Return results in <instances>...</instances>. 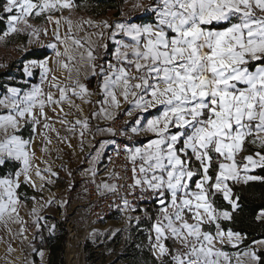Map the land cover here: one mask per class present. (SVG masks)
Instances as JSON below:
<instances>
[{"label":"snow or ice","instance_id":"obj_1","mask_svg":"<svg viewBox=\"0 0 264 264\" xmlns=\"http://www.w3.org/2000/svg\"><path fill=\"white\" fill-rule=\"evenodd\" d=\"M79 7L76 0L0 2V22L7 21L0 41L26 37L22 50L27 52L49 31L34 21L52 25V40L39 44L52 55L31 59L23 69L27 78L38 74L39 83L28 90L0 85L7 92L0 98V170L13 169L0 175V223L20 224L23 235L19 207L29 200L39 203L24 188L43 193L46 184L60 178L48 160L41 161L44 169L35 163L37 137L42 138L39 150L50 156L55 133L72 155L91 149L83 169L90 183H96L109 145L114 156L107 157L106 169L121 155L131 163L128 188L137 200H151L154 213L127 197L123 207H115L140 211L151 222L148 241L158 264H232L233 258L236 264H264V239L245 244L248 234L233 227L242 211L234 186L264 183V175L255 174L264 170V0H152L146 10L154 22L143 24L131 20L145 9L136 0L131 11L122 13L128 19H88L74 28L64 12ZM84 24L93 31L79 36ZM96 96L100 99L94 102ZM56 123L68 135L61 136ZM138 138L144 141L139 146ZM240 153L243 162L237 160ZM67 174L73 175L70 169ZM108 178L119 179V174L110 171ZM96 189L116 193L118 186L102 182ZM218 194L226 205L216 200ZM53 203L50 197L41 207ZM33 213L37 231L47 227L55 235L56 224L42 226L45 218L36 208ZM127 219L141 222L139 215ZM253 219L264 224V205ZM225 244L240 250L227 251ZM30 248L43 264L45 251L34 244Z\"/></svg>","mask_w":264,"mask_h":264},{"label":"crops","instance_id":"obj_2","mask_svg":"<svg viewBox=\"0 0 264 264\" xmlns=\"http://www.w3.org/2000/svg\"><path fill=\"white\" fill-rule=\"evenodd\" d=\"M145 9L138 10L134 12L131 16V20L136 23H151L154 22V15L151 12H148L147 6L152 3V0H142ZM136 3V0H128L126 3H124L121 7V15L119 16L121 19H128L129 17L123 16L122 13H127L131 11L133 5ZM81 12V11H80ZM80 12L78 11V8L72 10L71 13H69L67 10L64 12L65 16H70V18L73 21L74 28L79 25L82 21L92 19L93 21L100 22L103 20H108L109 22H112L115 20L113 15H107L102 17L101 19H95L92 16H82L80 15ZM38 26L46 27L48 28V35L44 36L43 34L40 36V41L36 44H33L30 46L29 51L32 49H42L43 47H40L39 44H47L52 40L51 35V29L52 25L47 24L45 21H43L40 18H37L36 21H34ZM63 23V22H62ZM7 28V23H6ZM84 31L79 32V36H84L86 32H91L93 29L89 28L87 24L83 25ZM66 29L62 28L61 31H65ZM95 39V37H93ZM27 43V38L22 40L20 37L17 36H9L6 37L5 40L0 41V65H6L5 67H0V73H2L4 70H9V66L12 64V58L2 56L3 54H9V55H16L17 59L19 60L18 64L16 66H13L10 75L5 78L4 80H0V85H8V86H19L23 87L24 90H28V87L32 83H39V75H34L32 78H27L24 75V65L29 61H25L23 59V56L27 54V52L23 51L24 45ZM47 50L48 55H52V50L50 48H44ZM44 57V58H47ZM11 61H10V59ZM31 60V59H30ZM54 66V65H53ZM18 74L20 77H18ZM57 75L61 76L63 79L64 76H66V73L58 72ZM25 79H29L30 83L28 86H25L22 84V81ZM95 80L92 82V87L95 90ZM45 90H47V85H45ZM6 89L4 87H0V98L3 97V95H6ZM97 99H100L99 96L93 97V101L95 102ZM79 103V101H77ZM87 105H85V108L87 110ZM128 105L125 104L123 108H121V112L127 108ZM3 109H0V112H2ZM65 111H69L67 107H65ZM49 115H52L51 112H49ZM69 120L74 119L73 116L68 117ZM131 119V118H129ZM95 124V121L92 122ZM103 126V125H102ZM56 129L59 131L61 136L68 135L64 131L65 126L56 123L55 124ZM52 137V144L49 145V148L51 150L50 156L45 155L39 150V147L41 145L42 138L37 137L35 142V151H36V160L35 163L39 165L40 169H44L46 165L42 163L41 161L48 160L49 163L52 164V167L55 171H58L60 173V178L56 180V183L53 185H45V190L43 193L36 192L34 189L30 187L28 188L30 191H33V194L29 195H35L37 199L39 200V203H35L33 201H27L25 205H22L19 207V216L20 218L25 222L23 224V227L25 228V231L23 235L19 233V229L21 228L20 224L13 223L12 221H8L7 225L5 226L3 223H0V264H27L29 261H35V264H41L40 257L37 256L35 253L31 251L30 244H34L36 248L42 249L45 251V257L43 264H48L49 262V249L46 247V237L47 235H51L46 227V236H43V231L38 232L36 228V220L37 216L33 213V208H36L39 212V215L43 216L45 220L40 221L41 225L43 226L45 221L48 224V227L51 226V224H56V231L58 232V227L60 226L62 222H65V220H73V216L75 214V210L78 209V207H82L85 205L87 194L86 190L88 187L96 184H101L102 182H108L112 184V180L108 178V172L110 170H106L105 168V159L109 153V151L112 149V145H109L104 150V162L99 166L100 170L98 172V175L96 177V183H90L89 177L86 176L83 173V169L88 167V164L85 162V157L88 151H91V149L86 148L85 153H80L77 150L76 155H72V149H69L65 143H61L55 133H51ZM25 138H27V133H25ZM98 139H103L98 137ZM73 147L76 146V140L73 139L72 141ZM143 138H138L137 140V146L142 144ZM62 149V151H61ZM244 153H240L237 155L238 162L242 161V156ZM57 156L62 157V159H57ZM63 166V169H62ZM71 170L73 175L70 177L67 174V170ZM106 170V171H105ZM36 179L37 184L40 183L38 178L33 177ZM55 179V178H53ZM72 185L71 188H69V185ZM25 191V190H24ZM52 198L56 203H53L51 206H45L41 207V205H44L46 201L49 200V198ZM61 200L67 201L65 207H60L59 202ZM49 217V218H48ZM50 222H52L50 224ZM66 223V222H65ZM67 225H70L69 222L66 223ZM45 235V234H44ZM27 237V239H24V237ZM9 249H12L10 251ZM224 249L230 252H235L240 249H233L230 245L225 244ZM242 249V247H241ZM232 264H236L235 258H233Z\"/></svg>","mask_w":264,"mask_h":264},{"label":"trees","instance_id":"obj_3","mask_svg":"<svg viewBox=\"0 0 264 264\" xmlns=\"http://www.w3.org/2000/svg\"><path fill=\"white\" fill-rule=\"evenodd\" d=\"M127 1L76 0V3L80 5L79 10L87 7L86 15L101 19L104 16L117 13L118 9ZM6 23L7 21L0 22V33L7 30ZM47 55L48 52L44 48L32 49L23 56V59L25 61L41 59ZM10 72L11 70L0 73V80L7 78ZM18 77H20L19 74ZM248 147L251 148L250 145ZM11 171H13L11 167L0 170V175H7ZM255 174L264 175V170L257 169ZM24 190L28 195L33 194V191L26 187ZM234 193L240 196L242 207V211L237 217L238 222L233 226L234 229L248 234L245 244L256 239H264V224L253 219L256 211L264 205V183L250 182L249 185H235ZM216 200L226 205L219 194L216 196ZM151 210L152 207L149 205L148 211L151 212ZM139 213L141 214L139 225L136 222H131L129 228L117 232L108 240L96 244L88 242L84 247V252L87 254V264H158L150 251L148 241L147 230L150 228L151 222L143 216L142 212ZM59 225L58 232L55 235H47L46 227L43 229V236L47 235L46 247L50 251L48 264H66L68 228L64 222ZM167 243L171 245L170 241ZM241 247L243 248V245Z\"/></svg>","mask_w":264,"mask_h":264},{"label":"rangeland","instance_id":"obj_4","mask_svg":"<svg viewBox=\"0 0 264 264\" xmlns=\"http://www.w3.org/2000/svg\"><path fill=\"white\" fill-rule=\"evenodd\" d=\"M86 8H82L81 10L78 9L80 15L82 16H89L86 15ZM114 14V13H113ZM110 14V15H113ZM93 17V16H92ZM22 40L26 39V37L21 36ZM2 56L12 58V64L9 66V70H12L13 66H16L19 60L16 58V55H9L3 54ZM9 58V59H10ZM11 61V59H10ZM4 70L3 72H6ZM151 206V205H150ZM152 210L149 213H154L155 205L153 204ZM146 208L148 210V206H144L141 209ZM140 211L134 213H123V214H116L114 217L103 220L100 222H92L90 220L89 209L87 208L86 202L84 206L78 207L75 210V214L73 216V220H65V222H69L70 225H67L65 222L64 224L68 228V238H67V245H66V264H87L86 257L87 254L84 252L85 245L90 242L92 244L100 243L108 238H111L114 235H109V233L113 232L114 230L123 231V229L129 228L131 222H135L133 219L131 222L127 219L128 216L135 217L137 215L141 216L139 213ZM52 222H50L51 224ZM118 231V232H119ZM95 232L96 236L93 237L91 234ZM117 233V232H116ZM171 242V241H170ZM179 247V245H176Z\"/></svg>","mask_w":264,"mask_h":264},{"label":"built area","instance_id":"obj_5","mask_svg":"<svg viewBox=\"0 0 264 264\" xmlns=\"http://www.w3.org/2000/svg\"><path fill=\"white\" fill-rule=\"evenodd\" d=\"M116 127L119 129L121 127V123H117ZM121 140H123L122 137L117 138L118 142ZM113 148L114 146H112V149L109 151L107 157L114 156ZM107 157L105 159L106 164L108 163ZM125 167H127V171H125ZM106 170L114 171L119 174V179H111L112 184H116L118 186V191L116 193L101 194L97 191L96 186L94 185L87 188L86 205L89 209L90 220L92 222H100L103 220H108L114 217L116 214L128 213L122 212L119 208L115 207V205H120L123 207L122 198L124 197H127L130 204L138 206L139 208L153 205L151 200H137L135 196L131 194L132 190L128 188V185L133 183L131 163L127 161L123 155L120 157H114V164L111 166V168ZM136 194L139 195V189H136ZM110 205L113 206L109 207Z\"/></svg>","mask_w":264,"mask_h":264},{"label":"water","instance_id":"obj_6","mask_svg":"<svg viewBox=\"0 0 264 264\" xmlns=\"http://www.w3.org/2000/svg\"><path fill=\"white\" fill-rule=\"evenodd\" d=\"M120 15H121V10H120V8H119L118 11H117V13H115V14L113 15V17L116 18V17H118V16H120Z\"/></svg>","mask_w":264,"mask_h":264}]
</instances>
